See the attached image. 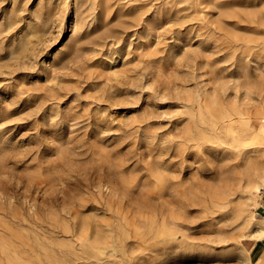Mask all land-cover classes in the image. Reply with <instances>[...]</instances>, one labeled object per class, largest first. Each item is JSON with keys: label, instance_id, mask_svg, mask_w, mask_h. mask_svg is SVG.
<instances>
[{"label": "rangeland", "instance_id": "374dc122", "mask_svg": "<svg viewBox=\"0 0 264 264\" xmlns=\"http://www.w3.org/2000/svg\"><path fill=\"white\" fill-rule=\"evenodd\" d=\"M263 178L264 0H0V264H249Z\"/></svg>", "mask_w": 264, "mask_h": 264}, {"label": "crops", "instance_id": "0c3cea01", "mask_svg": "<svg viewBox=\"0 0 264 264\" xmlns=\"http://www.w3.org/2000/svg\"><path fill=\"white\" fill-rule=\"evenodd\" d=\"M259 199V219L261 221L260 229L255 236L246 240L245 249L248 254L249 264H264V192Z\"/></svg>", "mask_w": 264, "mask_h": 264}, {"label": "bare ground", "instance_id": "6f19581e", "mask_svg": "<svg viewBox=\"0 0 264 264\" xmlns=\"http://www.w3.org/2000/svg\"><path fill=\"white\" fill-rule=\"evenodd\" d=\"M263 182H264V178H263ZM258 187V184L254 186V188H257ZM258 189V188H257Z\"/></svg>", "mask_w": 264, "mask_h": 264}, {"label": "built area", "instance_id": "2783aa9c", "mask_svg": "<svg viewBox=\"0 0 264 264\" xmlns=\"http://www.w3.org/2000/svg\"><path fill=\"white\" fill-rule=\"evenodd\" d=\"M262 193L264 192V191H261Z\"/></svg>", "mask_w": 264, "mask_h": 264}]
</instances>
